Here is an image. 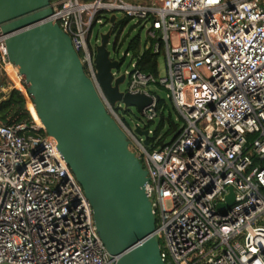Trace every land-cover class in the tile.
I'll use <instances>...</instances> for the list:
<instances>
[{
	"label": "built area",
	"instance_id": "obj_1",
	"mask_svg": "<svg viewBox=\"0 0 264 264\" xmlns=\"http://www.w3.org/2000/svg\"><path fill=\"white\" fill-rule=\"evenodd\" d=\"M51 5L108 111L141 154L166 264H264V0ZM117 11L151 23L154 52L164 43L165 76L145 74L135 61L126 73L128 90L153 96L145 120L158 116V97L147 90L153 83L170 91L184 120L171 141L151 151L112 106L98 77L92 31ZM7 36L0 27V106L14 88L29 98L23 75L19 71L17 84L9 70L18 66L8 57ZM232 191L233 204L220 207ZM5 262L115 264L82 185L35 118L0 116V264Z\"/></svg>",
	"mask_w": 264,
	"mask_h": 264
},
{
	"label": "water",
	"instance_id": "obj_2",
	"mask_svg": "<svg viewBox=\"0 0 264 264\" xmlns=\"http://www.w3.org/2000/svg\"><path fill=\"white\" fill-rule=\"evenodd\" d=\"M52 15L51 0H0L8 57L19 67L41 122L90 200L98 233L115 264H166L146 191L148 171L87 75L70 35ZM117 21L113 13L109 30L101 34L98 77L112 106H136L144 114L153 96L122 91L127 75L114 74L122 61L112 59L108 43ZM135 131L148 145L150 129ZM176 131L175 125L172 134ZM234 197L232 191L219 206L232 205Z\"/></svg>",
	"mask_w": 264,
	"mask_h": 264
},
{
	"label": "rangeland",
	"instance_id": "obj_3",
	"mask_svg": "<svg viewBox=\"0 0 264 264\" xmlns=\"http://www.w3.org/2000/svg\"><path fill=\"white\" fill-rule=\"evenodd\" d=\"M131 2H141L146 0H126ZM118 15V21H125L122 22L121 25L118 26V30H115L113 32V35L108 43V49L111 51V57L112 58H122V64L119 67L116 72L119 73V75L123 73H127V71L133 70V62L134 59L132 57L131 52H129L127 55L126 53L129 50V43L130 41L135 38L136 36H140L142 44H145L148 38V29L151 26V23L148 22L147 25L144 23V21H139L137 18H129L125 17L123 11H117ZM110 24H109V18L107 15L104 16V23H97L92 31L91 36V44L93 46L99 45L101 42V34L105 33L109 30ZM159 66V74L160 76H165L167 74V59L165 55H162L159 58L158 62ZM129 86V76H127L126 81L121 84V90L127 91ZM147 90H149L151 93H156L159 95L165 102V125L162 129L161 135H166V141L169 142L173 138V134L170 129V122L168 120V117H171L173 122L178 125V127H182L184 125V120L181 116V113L179 112L178 108L176 107L170 91L165 88L164 86H160L158 84H150L147 87ZM29 99H27V105L28 109L29 107ZM116 110L118 111L119 115L122 117V119L125 121V123L129 126V128L135 132L136 136L142 140L144 138L136 133L137 125H140L141 127H145L146 120L143 114L138 112L136 106H131L127 110L125 109L124 105H117ZM31 115L33 117L32 111L30 110ZM34 118V117H33ZM161 121V115L157 116L155 118V122L152 126L153 131L158 127L159 123ZM153 135H151L152 137ZM130 147L136 152V155L141 158V154L139 151L135 149V147L130 144ZM147 148L151 151L153 148L149 144ZM167 206L170 207L171 203L167 201ZM163 243V241H161Z\"/></svg>",
	"mask_w": 264,
	"mask_h": 264
},
{
	"label": "trees",
	"instance_id": "obj_4",
	"mask_svg": "<svg viewBox=\"0 0 264 264\" xmlns=\"http://www.w3.org/2000/svg\"><path fill=\"white\" fill-rule=\"evenodd\" d=\"M122 22L125 21H117L115 30H118V26L121 25ZM114 30V31H115ZM155 40L148 36L145 44H142L140 36H136L129 43V50L131 52L134 61L136 62V68L145 74H152L155 76L159 75V58L162 55H165L164 43L161 42V47L159 52L153 51V44ZM123 61V59H121ZM156 94V93H153ZM157 95V94H156ZM157 111L158 116L161 115V121L158 127L154 130L153 136L149 138V144L153 149L159 148L161 146L162 140L166 137V135H161L162 129L165 125V102L164 100L157 95ZM128 109V108H127ZM126 109V110H127ZM35 116L37 117L36 110L33 111ZM0 116L6 121L8 118L15 119L16 121L21 120H31L33 119L30 110L28 109L27 99L25 95L18 89H12L8 95V97L4 100V102L0 106ZM170 122L169 131H173L174 126H177V130L179 129L178 125L173 122L171 117H168ZM155 122L154 120H147L145 124V128H151ZM177 132V131H176ZM175 132V134H176ZM177 136V135H176Z\"/></svg>",
	"mask_w": 264,
	"mask_h": 264
},
{
	"label": "bare ground",
	"instance_id": "obj_5",
	"mask_svg": "<svg viewBox=\"0 0 264 264\" xmlns=\"http://www.w3.org/2000/svg\"><path fill=\"white\" fill-rule=\"evenodd\" d=\"M9 70L11 72V75L13 76V78L15 79L16 83L17 84H20V75H19V67H11L9 66ZM29 107H30V110L32 111V114H33V117L41 124L43 125V123L41 122V119L39 118L38 114H37V111H36V114H37V117L35 116L34 114V110L35 109V106L33 104V102L29 99Z\"/></svg>",
	"mask_w": 264,
	"mask_h": 264
}]
</instances>
